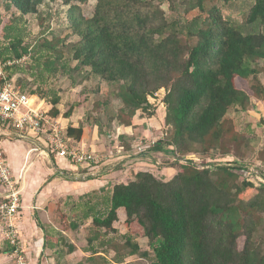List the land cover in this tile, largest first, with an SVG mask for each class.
<instances>
[{
  "label": "trees",
  "instance_id": "16d2710c",
  "mask_svg": "<svg viewBox=\"0 0 264 264\" xmlns=\"http://www.w3.org/2000/svg\"><path fill=\"white\" fill-rule=\"evenodd\" d=\"M6 1L26 16L38 14L46 0ZM48 1L70 6L69 28L77 40L67 45L60 36L43 40L39 47L48 53L45 68L77 73L80 82L105 83L122 105L112 120L124 129L132 128L138 112L153 117L150 101L163 91L165 132L149 153L169 155L175 161L168 163L176 170L168 181L137 172L133 180L114 184L109 210L105 217L93 218L95 231L86 237L87 246L92 249L98 243L121 263L125 251L131 256L139 253L135 240L145 238L153 264H264V183L249 180L252 173L243 161L251 136L247 130L239 133L235 121L227 117L231 110L245 114L264 108V84L259 79L264 76L260 66L264 64V0H253L244 15L242 24L253 27L248 33L223 16L219 0H95L91 16L79 6L88 0ZM193 12L197 15L189 19ZM174 13L179 18L171 17ZM10 51L14 59L31 52L18 35ZM65 52L76 62L71 70L63 62ZM4 82L0 78V87ZM91 92L98 94L99 87ZM59 101L53 95L48 115L68 119L73 108L61 114ZM107 105L103 100L93 109ZM82 129L67 127L65 139L79 143ZM121 148L117 151L113 145L117 154L112 155L132 157L133 146ZM254 153L255 163L264 168V149ZM259 175L264 180V170ZM20 204L14 219L18 243L5 253L15 250L29 264L19 238L17 218L26 214L22 200ZM51 205L47 207L50 222L60 231L75 230V223L67 225L65 214ZM118 210L125 214L121 243L107 238L117 233L113 223ZM45 239L62 264L60 240L49 235ZM78 263L109 264L95 251Z\"/></svg>",
  "mask_w": 264,
  "mask_h": 264
},
{
  "label": "rangeland",
  "instance_id": "374dc122",
  "mask_svg": "<svg viewBox=\"0 0 264 264\" xmlns=\"http://www.w3.org/2000/svg\"><path fill=\"white\" fill-rule=\"evenodd\" d=\"M218 2L219 6L222 8L223 16L226 19L229 18L236 21L237 24L243 25V30L246 33L252 31L253 27L250 25L242 24V21L244 19V15L252 6L253 0H219ZM94 4L95 0H88L87 3L79 6L84 15L91 16ZM7 5L8 3L6 0H0L1 77L7 78L8 81L12 80L16 88L23 93L28 94L30 91L37 92L35 97H38L37 99L39 100L42 99L44 102L40 109L41 113H47L50 110V100L53 98V95L57 96L60 99L57 105L60 113H65L70 107L73 108L72 115L68 119L73 118V122L77 127L79 125L83 126L80 141H84L86 143V146L83 147L84 152H86V148H88L91 143L95 144L97 146V150H99H87L88 153L94 152V155H96L98 159L99 166L97 167V170H99V175H97L96 177H92L90 173H87V170L75 171L76 169L80 168L71 164V166L74 168L73 171L63 170L65 173L63 174V176L60 175V179H64L66 177L70 181H73V183L74 181L80 183L87 181L88 178L92 180H94L95 178L102 179L104 178L103 174L108 173V179L114 180V184H125L134 179L135 172H149L153 174L157 179L164 181L170 180L174 175L172 177H169L171 175L169 173V170L166 168H168V163H175L174 159L169 155L164 156L162 155V153H149V150L154 146L155 142L162 138L165 132V107L162 103L164 92H160L155 96V98L151 99L150 101L152 102L151 104L154 105L153 109L155 110L153 112V117H148L146 113L138 112L133 118L132 128H129V130H124L123 127L118 125L114 119L112 120L114 115L122 107L121 102L114 97L112 89L109 88L105 83L94 79L80 82L78 81L80 75H78L77 73L72 74L69 71L62 72L61 70L57 73H52L44 66V62L48 53L45 52L44 49L42 50L41 47H39L43 40H51L53 36H60L61 38H65L66 45L67 43L69 44L70 42H75L77 40V37H73L71 35L72 31L69 28L67 14L70 6L63 5L59 1L49 2L48 0H46L42 5L38 7V14H29L24 16L13 6L8 7ZM196 15L197 12H193L188 16V18L190 19ZM171 17L179 18V14L174 13L171 15ZM16 35H18L19 38L23 40V46L29 45L31 50L30 54L25 55L20 59H14L12 57V52L10 51V44L11 42H14ZM70 55V52H65L63 57V62H65V65H67V68H69V70H71L76 64V62L71 59ZM260 66H264L263 62H260ZM259 79L264 84V76L260 75ZM98 87V94L91 92V89L95 90ZM42 96H44V98H42ZM103 100H107V107H99V109H93V106L96 102L102 104ZM39 104L40 102L38 100H35V107L38 108ZM260 108L262 107L260 106ZM227 117L235 121L236 130L239 133L246 134L245 131L247 130L248 135L251 136L250 149L245 152V160L243 161L247 163L248 166L246 167L253 172V175L252 177H249V180L258 183L263 180L259 174L260 172H263L264 168L260 164L255 163L256 155L254 151L260 152L264 149V126H262V124H259L260 119L258 115L253 113V111H249L248 113L244 114L238 110H231L228 112ZM46 119L47 118L45 117V120ZM73 122H70L68 124L66 122L62 123H64L63 126H66L67 124V127H69L72 126ZM60 126L61 125L57 124L55 121L53 123H45L44 121L43 132L45 131L46 134H48L50 130L53 129V127H57L59 130L61 128ZM61 130L62 134L66 132V129ZM249 131H252L253 133L250 134ZM119 136H121L122 138L120 142L118 140ZM43 138H46V135H43ZM131 138H133V140ZM19 140L23 141L19 138H15L14 140H12V142H16ZM0 142V150L2 153V141ZM66 144L78 149L81 146V142L80 144L78 143V145L73 140H70ZM99 145H102V148ZM113 145H116V150L120 152L122 151L121 147L123 145L128 148L133 146L130 151V155H132V157L122 159L123 157L120 155V153L116 156H113L112 153L116 152L112 150ZM136 148L140 149H138L136 152L134 151ZM38 154L34 157L35 159L40 158L41 154ZM124 156H128L127 153ZM137 156H140L138 157V159L141 160L139 161L138 165H135L136 163H138V159L136 158ZM187 159L193 160L195 163L200 162V160L193 156H189L187 157ZM5 160L8 163L7 159ZM65 161L67 163V159H65ZM35 162L36 161H34L32 164H34ZM91 164L93 165L97 163L89 162L86 164V166H91ZM25 170L22 179H19L21 170L19 171V174L17 172V177L14 178L16 183H21V186L23 182L25 183V176L30 172V170L28 169L29 172L25 174ZM173 172L176 173V170L174 169ZM85 173H87V177L83 179V177L81 176ZM19 189L21 188L19 187ZM111 189L112 188L109 189L110 192ZM5 190L6 189L3 188L0 184V193L5 192ZM35 193H38V191H35ZM97 194L98 193L95 191H90L88 194L84 195V197L82 196V199L78 201L79 214L85 212L90 213V210L94 205L96 210L102 215V217L106 216L109 210V206H105L104 198H107L108 194L105 191L99 196H97ZM36 195L28 196V199L24 201V205L32 206L33 202L35 201L33 200V197ZM70 196L73 197V195ZM25 198L26 196H23V199ZM70 199L73 202L72 205L71 201H69ZM65 203L72 209L77 206V202L74 198H66ZM74 213L75 212H70L67 225L75 222L76 218L73 216ZM37 220L39 219L37 218ZM124 220V212L122 210H118V220L113 223V227L116 229L117 233H111L107 238L117 243H121L124 241L123 235L126 233ZM86 224L87 226L84 227V233H82L81 235L82 239L89 236V232H93V230L95 231V228L92 225V221L89 223L83 222V225ZM0 235L2 236H0V252L2 251L1 253L4 254L3 259H5L2 264H18V259L21 255H18V257L16 258L13 253H5L8 246L11 245H9V243L7 244L4 241L5 237L1 232ZM67 242L68 243H65L63 245V248L61 249L65 254L63 260L64 263L65 258L68 257L69 254V239ZM138 243L140 245L139 253L131 256L127 255V251H125L126 254H124V258L122 259L121 263L114 261V253L111 250H103V252L106 253V260L109 262V264H153V253L149 249L147 239L139 240ZM239 243L241 245V241H239ZM85 247L87 246L85 245ZM97 250L102 251L99 248ZM144 253L148 254L147 258L140 255ZM41 256L43 257V259L47 260L51 256V250H44ZM53 256L59 261V256L57 255V253L53 252ZM70 257L72 258L70 260L74 259L73 262L75 263L73 264H79L78 262L84 259L83 257H72V255L69 256V258ZM24 258L26 257L24 256ZM24 263L27 264V262L25 261ZM67 264L71 263H68L67 261Z\"/></svg>",
  "mask_w": 264,
  "mask_h": 264
},
{
  "label": "crops",
  "instance_id": "0c3cea01",
  "mask_svg": "<svg viewBox=\"0 0 264 264\" xmlns=\"http://www.w3.org/2000/svg\"><path fill=\"white\" fill-rule=\"evenodd\" d=\"M253 113L258 115L260 120H263L262 126H264V108L259 107L258 110ZM54 120L56 123L61 125L60 127L62 129H66L67 124L74 121L73 118L65 119L62 118L61 115L55 118ZM61 121L66 122V126H63L64 123H62ZM72 126L77 127L74 122ZM29 136L30 137L28 140H19L16 142H12V140L16 138L13 135L11 137H0V141H2L1 154L4 160L7 159L8 163H6L8 167H10L11 171H16L19 174V171L24 166L26 169L25 174H27L29 170L31 172L26 175L27 177L25 176L26 180L25 183H22V186L21 183H15L14 185L16 189H19V187L21 188L20 199L22 200V210H25L26 212L24 217L21 213V215L17 218V222L20 231L19 238L24 243V251L26 252V255H28L25 257H27L29 264H58L57 259L53 256V252L55 249H52L50 246H47L45 239L46 235H49V237H51L52 239L56 238L60 240L61 248H63V245L65 243H68L67 241L69 239V245L72 246V252L69 253L70 255L68 254V257L65 258L66 263L67 261L71 264L75 263L73 262L74 259L70 260L72 259L71 257L69 258V256L71 255L72 257L74 256L76 258H88L93 253V251L98 252V255H101L106 259V253L103 252V248H99L97 246L98 243L92 244L91 249L89 245L87 246L86 237L83 239L81 237L82 233H84V227L87 226V224L83 225V222L89 223L93 220V218L99 216L102 217V215L96 210L94 205L92 206L90 213L85 212L79 214L78 201H80L82 199V196L84 197V195L88 194L90 191L97 192V196L103 194V192L105 191L108 194V197L104 198V203L105 206H109V199L111 193L109 189L112 188L111 186L114 185L115 181L108 179V173H104V178L102 179L95 178L94 180H92L88 178L87 181L80 183L77 181H74L73 183V181H70L66 177L64 179H60V175L63 176V174L65 173L63 170L73 171L74 168L71 166V163L67 161V163H69L67 165L65 159L58 157L55 153H53L50 158L47 157L44 153H42L41 156L40 152L44 150L43 146H41L38 141L34 140L35 137L32 133ZM131 139L133 140V138ZM80 142L81 146H86V143L84 141ZM99 146L102 148V145ZM33 149H38V151H33ZM89 149L91 151H99L97 150V146L92 143L88 146V148H86V151H89ZM37 154L40 155L39 159L34 158ZM138 157L140 156H137L136 158L138 159ZM140 160L141 159H138V163H136L135 165H138ZM34 161L36 162L32 164ZM166 169L169 170V173L171 175L169 177L175 175V172H173L174 168L168 167ZM136 173L137 172H135V174ZM35 191H38V193H35ZM30 195H36L33 197V200L35 201L33 202L32 206L24 205V201H26L28 199V196ZM70 195H73V197H71ZM23 196H26V198L23 199ZM66 198H74L76 200L77 206L73 208L75 211L70 208V206H67V204L65 203ZM69 201H71V199ZM72 203L73 202L71 201V205ZM51 204H53L55 208H59V210L64 213L67 218L70 212H75L73 214V216L76 218L74 222L76 226L75 230L60 231L54 224L50 222L47 207L52 206ZM37 218L39 220H37ZM142 239L145 238H138L135 241L138 243V241ZM85 245L87 247H85ZM98 248L102 251H98ZM44 250H51V256L47 260L43 259V257L41 256ZM1 252L0 264H2L5 260L3 259L4 254H2ZM61 262L62 264H64V261Z\"/></svg>",
  "mask_w": 264,
  "mask_h": 264
},
{
  "label": "built area",
  "instance_id": "2783aa9c",
  "mask_svg": "<svg viewBox=\"0 0 264 264\" xmlns=\"http://www.w3.org/2000/svg\"><path fill=\"white\" fill-rule=\"evenodd\" d=\"M1 76L0 67V78L5 81L3 86L0 87V137H11L13 135L21 140H28L29 135L32 133L35 137L34 140L43 146L44 150L40 154L44 153L50 158L55 153L58 157L65 158L71 164L80 168L75 171L87 170V173H90L92 177L99 175V170H97L99 162L94 152H84V145L80 146L79 149L67 145L66 143L70 140L65 139L67 138L66 133L62 134V128L59 131L57 127H53L48 134L45 131L43 132L44 121L45 123H53L55 121L48 115V112H40L41 106L44 104L43 100L37 99L36 95L21 92L13 84L12 80L8 81L7 78ZM35 100L40 102L38 108L35 107ZM45 117L47 118L46 120ZM43 135H46V138H43ZM138 149L136 148L134 151L137 152ZM33 151H38V149H33ZM130 151L129 154H131ZM122 157V159H125L129 156ZM89 162H96L97 164L86 166ZM24 170L25 167L21 169L19 179H22ZM250 172L253 175L251 170ZM87 173L82 174L81 177L83 179L86 178ZM15 183L13 172L0 152V184L3 188H7L5 192L0 193V200H3L0 201V232L11 246H16L18 243L14 219L21 208L20 189L14 187ZM260 183H264V180H261ZM13 254L16 258L20 255L15 250ZM18 264H25L21 256L18 259Z\"/></svg>",
  "mask_w": 264,
  "mask_h": 264
}]
</instances>
